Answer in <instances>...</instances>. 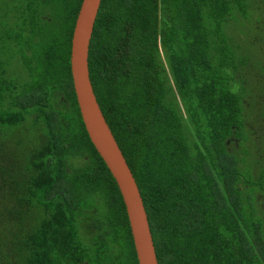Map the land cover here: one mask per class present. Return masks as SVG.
Masks as SVG:
<instances>
[{"label":"trees","instance_id":"obj_1","mask_svg":"<svg viewBox=\"0 0 264 264\" xmlns=\"http://www.w3.org/2000/svg\"><path fill=\"white\" fill-rule=\"evenodd\" d=\"M81 1L0 0V264H138L73 89ZM88 69L158 264H264V0H101Z\"/></svg>","mask_w":264,"mask_h":264},{"label":"water","instance_id":"obj_2","mask_svg":"<svg viewBox=\"0 0 264 264\" xmlns=\"http://www.w3.org/2000/svg\"><path fill=\"white\" fill-rule=\"evenodd\" d=\"M101 0H82L72 31L70 73L81 120L90 142L113 177L125 207L138 264H158L147 214L135 179L93 92L88 51Z\"/></svg>","mask_w":264,"mask_h":264},{"label":"rangeland","instance_id":"obj_3","mask_svg":"<svg viewBox=\"0 0 264 264\" xmlns=\"http://www.w3.org/2000/svg\"><path fill=\"white\" fill-rule=\"evenodd\" d=\"M13 67H16V63L13 65ZM257 128V127H256ZM258 129V128H257Z\"/></svg>","mask_w":264,"mask_h":264}]
</instances>
